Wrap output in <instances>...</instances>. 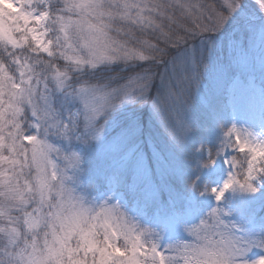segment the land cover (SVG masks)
<instances>
[{
	"label": "snow or ice",
	"instance_id": "obj_1",
	"mask_svg": "<svg viewBox=\"0 0 264 264\" xmlns=\"http://www.w3.org/2000/svg\"><path fill=\"white\" fill-rule=\"evenodd\" d=\"M0 264H264V0H0Z\"/></svg>",
	"mask_w": 264,
	"mask_h": 264
},
{
	"label": "rangeland",
	"instance_id": "obj_2",
	"mask_svg": "<svg viewBox=\"0 0 264 264\" xmlns=\"http://www.w3.org/2000/svg\"><path fill=\"white\" fill-rule=\"evenodd\" d=\"M205 3H212L213 0H204ZM232 114V107L230 105V103H226L224 106V117L225 120H227ZM157 135L159 136L160 134L157 133Z\"/></svg>",
	"mask_w": 264,
	"mask_h": 264
}]
</instances>
